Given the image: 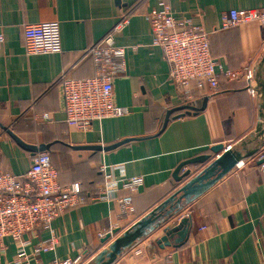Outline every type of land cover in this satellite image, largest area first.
<instances>
[{
  "label": "crops",
  "instance_id": "0c3cea01",
  "mask_svg": "<svg viewBox=\"0 0 264 264\" xmlns=\"http://www.w3.org/2000/svg\"><path fill=\"white\" fill-rule=\"evenodd\" d=\"M167 2L177 20H188L210 35L211 56L221 66L252 74L253 93L244 82L220 77L213 96L206 88L192 86V98L185 100L183 90L168 78L169 66L161 50L151 45L147 14L156 8V0H0L4 37L0 47V173L20 175L31 163L30 153L15 144L9 131L24 144L48 146L45 153L59 182L79 183L85 198L96 196L107 181L140 177L143 182L132 196L127 216H120L117 203L123 192L113 191L107 200L87 201L35 234H24L23 247L5 238L0 264H51L78 256L83 257L82 264H91L109 244L152 214L156 219L153 230L122 250L113 264L264 263V173L258 160L264 150V98L260 94L264 25L221 30L229 11L260 9L264 0ZM129 10L128 23L113 34L115 46L125 50V74L113 80L114 103L129 113L94 122L86 132L77 131L65 123L58 78L92 77L95 69L91 58L82 59L84 51ZM43 22L58 24L60 52L26 56L21 26ZM183 106L199 113L174 119V112L161 131L167 112ZM217 145L243 155L257 150L200 196L182 201L168 218L157 220L158 208L186 182H176L177 166L210 155L209 150ZM222 151L203 165L187 167L189 179ZM181 219L189 220L187 239L178 247L161 249L157 240L163 230L177 226ZM51 238L55 239L53 248L35 257V248ZM20 249L24 257L18 259Z\"/></svg>",
  "mask_w": 264,
  "mask_h": 264
},
{
  "label": "built area",
  "instance_id": "2783aa9c",
  "mask_svg": "<svg viewBox=\"0 0 264 264\" xmlns=\"http://www.w3.org/2000/svg\"><path fill=\"white\" fill-rule=\"evenodd\" d=\"M131 13L130 10L125 11L110 32L84 51L82 59L91 58L95 69L92 77L70 79L62 75L58 78L67 126L86 132L94 122L128 115L127 109L114 103L113 80L125 74V50L115 46L113 34L128 23ZM147 21L152 33L151 45L161 50L169 66L168 78L183 90L185 100L192 98V86L197 90H217L220 77L228 82H244L249 92L253 93L252 74L232 71L216 62L209 52L208 34L188 20H177L167 0H156V8L147 14ZM248 23L264 25V7L229 11L221 24V30ZM21 39L26 56L60 52L59 26L56 22L24 23L21 26ZM3 42L0 30V47ZM258 160L261 161L259 170L264 173V150L258 155ZM142 185L140 177H123L119 183L107 181L95 197L86 200L80 195L78 183L61 187L49 155L37 153L31 157L30 166L23 174L0 173V255L4 250L5 238H11L23 247L25 243L21 242V238L24 234H35L37 229L47 227L66 210L87 201L107 200L113 191L123 192L117 203L120 216H127L132 196ZM54 244V238L39 244L34 256L51 250ZM22 257L24 253L20 249L18 259ZM83 261V257L78 256L51 264H82Z\"/></svg>",
  "mask_w": 264,
  "mask_h": 264
},
{
  "label": "water",
  "instance_id": "95a60500",
  "mask_svg": "<svg viewBox=\"0 0 264 264\" xmlns=\"http://www.w3.org/2000/svg\"><path fill=\"white\" fill-rule=\"evenodd\" d=\"M261 65H264V56L262 58ZM260 94L264 98V79L260 81ZM199 111L197 109H194L192 107L183 106L174 110H171L167 112L161 131L164 130L166 127L170 115L174 112L178 111ZM183 115H177L174 117L180 118ZM259 128V126L257 127ZM9 137L15 142V144L21 148L22 150L30 153L31 156L42 153L47 151L48 146L40 145L39 147L30 146L27 144H24L21 142L18 138H16L11 132L7 131ZM115 146H112L111 148H105L104 151L113 149ZM95 150H100L99 147L93 148ZM223 150V151H222ZM257 150V148L254 150V152ZM222 153L217 156L215 160L210 162L208 166H205V168L196 176L189 179L191 172L187 168L189 166H196V165H203L206 162H209L211 159V155H217L219 152ZM210 155H202L198 156L189 160H186L185 162H182L177 166L175 169L173 176L175 177L176 182H183L186 181L183 186H181L176 194L172 196L169 200L165 201L164 204L158 208L159 216L157 220L163 221L164 218H168L173 212L178 210L179 205L182 201L189 202L196 197L200 196L204 191H206L208 188H210L216 181H218L220 178H222L224 175H226L232 168H234L240 161L245 159L246 157L250 156L254 152L248 153V154H241V151L233 148H229L228 150L223 149L221 145L214 146L209 150ZM261 164V162H259ZM184 170L180 176L179 172ZM172 202L176 203V208L170 210H166V206ZM166 210V211H165ZM165 211V212H164ZM164 212V213H163ZM153 215V214H152ZM150 215L149 218H146L138 223H136L131 230H128L125 232L120 238H117L115 241H113L111 244L108 245V247L104 250H102L92 261L91 264H113L117 257L121 254L122 250L130 247V245L140 236H143V234L147 230H153L152 225L155 224L156 219H154ZM159 226V225H157ZM189 232V220L188 219H181L179 224L177 226H174L172 228H165L163 230V235L160 237L159 240H157V245L162 249L164 247H178L184 243V241L188 237ZM115 233V232H114ZM175 236V238H174ZM110 237V234L105 237L103 242H106ZM172 238V242L169 241V239Z\"/></svg>",
  "mask_w": 264,
  "mask_h": 264
},
{
  "label": "trees",
  "instance_id": "16d2710c",
  "mask_svg": "<svg viewBox=\"0 0 264 264\" xmlns=\"http://www.w3.org/2000/svg\"><path fill=\"white\" fill-rule=\"evenodd\" d=\"M252 24H255V25H258L257 23H248V24H245V25H241V26H237V27H234L233 29H235V28H239V27H242V26H248V25H252ZM232 28H230V30H231ZM229 29H227L226 31H228ZM223 31H225V30H223ZM208 43H209V52H210V35H208ZM210 55H211V53H210ZM212 57V56H211ZM213 58V57H212ZM214 59V58H213ZM215 60V59H214ZM216 61V60H215ZM217 62V61H216ZM206 90L209 92V94L210 95H214V94H216L217 92H218V89L217 90H211V89H207L206 88ZM177 113H179V114H177ZM197 113H199L198 111H186V110H183V111H178V112H176V113H174V115H183V116H193V115H196ZM50 161L52 162V160H51V158H50ZM52 164V163H51ZM57 175H58V173H57ZM58 182H59V177H58ZM79 184V183H78ZM59 185L61 186V187H66V186H69V185H71V184H69V185H62L60 182H59ZM80 185V184H79ZM102 185V184H101ZM97 194V190H96V192L94 193V195H96ZM80 195H81V197L82 198H84V199H88V198H93V197H95V196H93V197H87V198H85L84 197V195H83V192H82V189H81V186H80ZM90 196V195H89ZM172 207V209H175L176 208V203L175 202H172V203H170V204H168V207L166 208V210L168 211V210H170V208ZM165 210V211H166ZM164 211V212H165ZM163 212V213H164Z\"/></svg>",
  "mask_w": 264,
  "mask_h": 264
}]
</instances>
